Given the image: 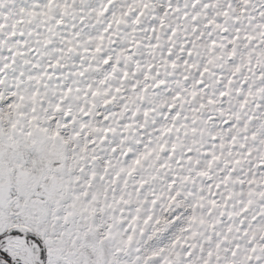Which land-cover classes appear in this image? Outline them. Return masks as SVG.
Wrapping results in <instances>:
<instances>
[{
  "label": "snow or ice",
  "instance_id": "6c2138e0",
  "mask_svg": "<svg viewBox=\"0 0 264 264\" xmlns=\"http://www.w3.org/2000/svg\"><path fill=\"white\" fill-rule=\"evenodd\" d=\"M0 264H264V0H0Z\"/></svg>",
  "mask_w": 264,
  "mask_h": 264
}]
</instances>
